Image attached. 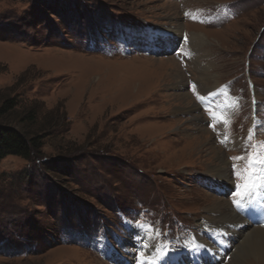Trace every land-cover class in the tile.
<instances>
[{
	"label": "rangeland",
	"instance_id": "obj_1",
	"mask_svg": "<svg viewBox=\"0 0 264 264\" xmlns=\"http://www.w3.org/2000/svg\"><path fill=\"white\" fill-rule=\"evenodd\" d=\"M177 22L183 38L167 31ZM193 33L206 56L185 47ZM9 98L0 124L22 127L34 108L43 146L0 159V264H132L133 224L178 240L207 208L235 210L237 172L264 174V0H0V108ZM212 144L229 181L211 172ZM242 250L228 264H264Z\"/></svg>",
	"mask_w": 264,
	"mask_h": 264
},
{
	"label": "bare ground",
	"instance_id": "obj_2",
	"mask_svg": "<svg viewBox=\"0 0 264 264\" xmlns=\"http://www.w3.org/2000/svg\"><path fill=\"white\" fill-rule=\"evenodd\" d=\"M169 4H172V3H169ZM170 26L172 28L170 27V29L167 30L168 32L176 31L182 37V34L184 33V31L182 30V24L180 22L175 23V25L171 23ZM152 27H155V26L152 25ZM148 36L146 35L145 32L142 34L143 38L144 37L149 38ZM189 36L190 37H187L188 43L185 45V47L187 48L189 46L192 47L194 49L196 57H200L201 55L200 53H203V52L205 53V56H206L208 53L205 51V49H206L207 44L209 43L208 40L202 34L193 33L192 35H189ZM133 39H135V41L142 40V39H139V36H134ZM213 62L214 61H212V59L210 58L209 64L211 65ZM197 64L200 65L198 61H197ZM201 65L203 66V68H205L204 64H201ZM177 70H178L177 68L172 69L170 72V75L174 77V80H176L175 81L176 83L180 82L179 80L180 78H182L181 76H184L181 70L179 71ZM204 74L206 73L204 71H201V75H204ZM178 97L182 99L187 98L189 104L193 102L192 97L189 96L188 94L178 95ZM183 110L186 111L185 108ZM190 110H192L194 113L197 109L194 108ZM201 119H204V116L200 115L199 112H196V115L194 116V120L197 121ZM203 130H207V128H204ZM207 132L211 136V132H209L208 130ZM220 148L221 146L217 144L215 145L212 144V146L208 148L210 150L209 154L210 155L212 154V156L216 155L217 158L220 160V164L222 165V167L220 165L214 166V167L211 166L212 168L211 172H213L219 178L229 181L230 180L229 175L231 174V172L227 171V169L229 170L228 160L226 157H224V155L222 154L223 152L220 150ZM259 190L263 192V195L259 199H256L253 205L250 206V210H252V214L250 215V217L246 216L245 210L244 212H242V216L244 218L241 217L238 213L235 212V210L233 211L231 210L230 204L228 203L227 205L225 204L223 206L214 205V206L207 208V210H209L211 216L213 217L210 219L204 218L200 220L197 226L203 225L204 224L203 221L208 222L209 223L208 225L210 226L205 227L204 232L197 236L196 241L191 242L189 244V246L187 247V251H191L194 254L195 253L199 254V259L200 257L207 256V257L213 258V260L215 261V264H228V261L226 260L228 256L227 253L230 250H231L230 252H234L235 249H236L235 252H237L239 249L243 248V250L241 251L242 255L246 254V255L253 256L258 262L260 261L264 263V225H262V223L260 222L255 221L256 218L254 219L255 211H258L261 214L260 215L261 218L264 219V215H263L264 214V187H261ZM252 196L253 195H251V197ZM248 198L250 199V197ZM245 205H244V208H245ZM225 206L227 208H230V210L232 211L230 212V214L225 213L226 211L223 209ZM224 216H227V217L224 218ZM221 219L223 221L219 224V221ZM136 231L138 232V236L139 235L141 236V234L139 233L140 230L136 229ZM140 232L146 233L148 232V229L146 228ZM203 236L219 237V240L224 241L226 243L223 244L222 248L219 250L217 247L214 246V244L212 245L211 243H209L208 239L202 238ZM233 236L237 237L236 242L232 241ZM145 237H149V235H145ZM167 248L161 249L160 247L158 251L161 250L160 254L166 256L167 254L171 253V251ZM150 250L152 251L153 249H150ZM158 251H156L155 254L158 253ZM182 254L183 256H186L184 255V252ZM203 264H209V262L205 261L203 262Z\"/></svg>",
	"mask_w": 264,
	"mask_h": 264
},
{
	"label": "trees",
	"instance_id": "obj_3",
	"mask_svg": "<svg viewBox=\"0 0 264 264\" xmlns=\"http://www.w3.org/2000/svg\"><path fill=\"white\" fill-rule=\"evenodd\" d=\"M18 103L14 99H6L0 108V114L15 108ZM37 113L34 108L25 111L21 119L22 127L0 124V159L16 155L31 160L39 157L43 146L41 135H34L28 130V125L35 123Z\"/></svg>",
	"mask_w": 264,
	"mask_h": 264
},
{
	"label": "snow or ice",
	"instance_id": "obj_4",
	"mask_svg": "<svg viewBox=\"0 0 264 264\" xmlns=\"http://www.w3.org/2000/svg\"><path fill=\"white\" fill-rule=\"evenodd\" d=\"M187 15V13H186ZM186 39V37H185ZM193 89L195 88V86H192ZM233 160H238V159H242L241 157H233ZM261 163H264V161H260ZM232 168L235 169L236 165L233 164ZM246 172H248L247 176H244L242 173L237 172L236 175L242 179L245 180V183L243 185H237L236 187L239 188H243L245 190V193L249 194V197L251 198V194L254 193L255 191H258L261 187H264V174H261L259 176H257L256 171L253 169L251 171L249 170H245ZM237 204V207H241V204L239 201L234 202ZM126 226L130 227L131 226V221H125L124 222Z\"/></svg>",
	"mask_w": 264,
	"mask_h": 264
}]
</instances>
